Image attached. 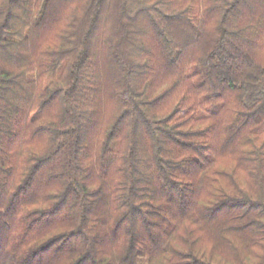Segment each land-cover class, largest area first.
I'll list each match as a JSON object with an SVG mask.
<instances>
[{"label":"trees","instance_id":"obj_1","mask_svg":"<svg viewBox=\"0 0 264 264\" xmlns=\"http://www.w3.org/2000/svg\"><path fill=\"white\" fill-rule=\"evenodd\" d=\"M0 264H264V0H0Z\"/></svg>","mask_w":264,"mask_h":264}]
</instances>
